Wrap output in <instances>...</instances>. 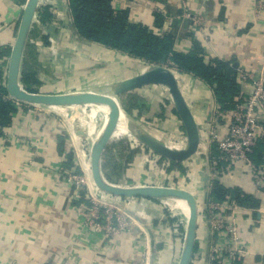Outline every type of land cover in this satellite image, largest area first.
Wrapping results in <instances>:
<instances>
[{
    "label": "crops",
    "instance_id": "crops-1",
    "mask_svg": "<svg viewBox=\"0 0 264 264\" xmlns=\"http://www.w3.org/2000/svg\"><path fill=\"white\" fill-rule=\"evenodd\" d=\"M27 1L0 0V88L5 87ZM113 3L117 11L129 10L132 24L145 25L161 37L173 35L176 52L188 55L200 44L206 64L229 62L237 70L241 91L234 97L233 107L223 109L214 86L175 65L179 87L200 131L199 150L185 162L162 158L136 140L135 131L141 129L173 149L187 147L185 127L166 87L147 86L117 97L119 116L103 154V168L110 172L121 166L130 169L125 181L111 182L190 190L199 202L191 264H211L216 245L227 243L228 234L218 232L208 210L203 209L212 198L215 183L259 199L256 209L239 206L231 196L214 202L220 204L216 214L238 228L244 254L234 264H264V192L253 180L255 165L239 162L229 172L214 173L217 145L211 136L213 131L219 139L228 135L237 100L251 94L252 79L264 81V0ZM156 14L164 19L160 26ZM145 68L143 60L81 38L69 0H40L23 51L19 82L34 93L103 94ZM240 75L248 76L247 81L240 82ZM129 102L133 104L129 106ZM32 107L21 108L11 127L0 128V264H179L188 227L180 201L170 200L184 214L175 218L170 202L163 206L161 199L111 196L108 199L129 213L134 225L112 242L103 240L79 216L81 203L89 198L88 190H77L59 175L68 152L76 155L75 165L76 160L81 164L75 137L74 147L65 123L46 113L57 112ZM64 136L68 139L63 147ZM259 145L264 147V138Z\"/></svg>",
    "mask_w": 264,
    "mask_h": 264
},
{
    "label": "water",
    "instance_id": "water-1",
    "mask_svg": "<svg viewBox=\"0 0 264 264\" xmlns=\"http://www.w3.org/2000/svg\"><path fill=\"white\" fill-rule=\"evenodd\" d=\"M39 2L40 0H28L22 10L8 67L6 88L9 96L29 106L75 107L93 104L103 106L107 111L106 123L91 150V171L97 187L106 194L126 199L147 198L158 200L163 198H182L187 200L190 203L191 211L188 218L185 245L179 264H191L196 248L199 216L195 196L182 188L153 185L123 187L109 183L102 172L103 154L119 116V105L116 102V98L147 86L158 85L168 89L176 111L185 127L188 144L185 149H173L157 141L141 129L135 131L138 141L154 154L173 162H185L198 152L200 146L199 127L179 87L175 72L161 65L148 67L143 72L116 84L111 88L109 95L89 91L73 94H42L27 91L20 85L19 71L28 32L37 15Z\"/></svg>",
    "mask_w": 264,
    "mask_h": 264
},
{
    "label": "trees",
    "instance_id": "trees-1",
    "mask_svg": "<svg viewBox=\"0 0 264 264\" xmlns=\"http://www.w3.org/2000/svg\"><path fill=\"white\" fill-rule=\"evenodd\" d=\"M69 2L81 38L127 53L155 66L173 63L179 70L192 73L214 86L217 99L223 109L233 107L234 97L241 91V86L237 82V70L229 62L215 60L206 64L204 49L200 44H196L195 51L188 55L176 52L173 35L161 37L145 25L132 24L129 21V10L117 11L114 0H69ZM163 20V17L156 14L157 25L160 26ZM4 83L5 87L0 88L1 130L11 127L14 115L21 109L16 102L8 98L7 80ZM66 143L67 137H61L60 146L64 147ZM263 154L264 147L259 145L253 155L255 166L264 162ZM64 168L66 170L76 168L77 173L81 174L71 151L68 152ZM211 195L212 199L218 202H223L227 196H231L241 207L256 209L260 206L259 199L242 194L240 190L229 191L220 183L214 184Z\"/></svg>",
    "mask_w": 264,
    "mask_h": 264
},
{
    "label": "built area",
    "instance_id": "built-area-1",
    "mask_svg": "<svg viewBox=\"0 0 264 264\" xmlns=\"http://www.w3.org/2000/svg\"><path fill=\"white\" fill-rule=\"evenodd\" d=\"M147 66L155 65L147 63ZM161 66L171 69L177 75L178 69L173 63ZM247 77L242 75L240 82H246ZM252 80L251 94L240 96L235 104L228 135L224 139H219L215 131L211 133L212 141L217 145V155L213 157L212 169L214 173L229 172L239 162L255 165L253 155L260 140L264 138V81ZM8 98L12 99L10 96ZM59 175L73 184L77 190L85 189L84 180L81 174L77 173L76 168L66 170L63 167L59 170ZM253 180L256 186L264 192V165L254 166ZM162 187L177 188L174 186ZM88 192L89 198H86V202L81 203L78 212L83 224L91 232L101 234L103 240L112 242L134 225L132 216L120 209L112 199H108L111 198L110 195L98 191L94 193L90 188ZM197 204L199 210V202ZM205 205L203 209L208 210L214 228L218 232L224 231L228 234L225 245H216L214 254L210 258L211 264H234L239 255L244 254L243 247L239 245L238 228L233 222L216 214L215 211L220 208V204L214 202L212 198ZM232 206L233 208L238 207L237 204Z\"/></svg>",
    "mask_w": 264,
    "mask_h": 264
},
{
    "label": "rangeland",
    "instance_id": "rangeland-1",
    "mask_svg": "<svg viewBox=\"0 0 264 264\" xmlns=\"http://www.w3.org/2000/svg\"><path fill=\"white\" fill-rule=\"evenodd\" d=\"M145 69H147V68H145ZM104 93L106 95H109V93H111V90L110 91L109 90H105ZM11 100L14 101L15 99H11ZM15 101L18 103V105L20 106V108H25V107L33 108L32 106L26 105V104H24V103H22L20 101H17V100H15ZM132 104H133L132 102H129V106L132 105ZM42 107L43 106H39L38 108L43 109ZM81 107H83V108H76V109L74 108L73 109L71 107L69 109V112L67 114H64L63 113L65 116L62 113H60V114L57 113L59 115L58 116V115H56L54 113H48L46 111L45 112L47 114L57 116L58 118H60L65 123V126L67 127V130H69L68 132L70 134L71 144H73V146H74V135L76 134L77 136H80L81 137L79 144L81 145V149H82L83 154L86 157L89 158L90 164H91V150H92L93 146L95 145V143H96V141L98 139V137H97L98 130H99L100 126L103 123L104 113H103V111L97 110L95 116H91L92 115V113H91L92 112L91 106L86 105V107L85 106H81ZM46 110L49 111V112H54L52 110H49L48 108H46ZM121 117L123 118L122 115H121ZM79 118H80V120H79ZM73 132H74V134H73ZM136 140L138 141L137 138H136ZM140 145H142V143H140ZM75 156L76 155L74 154V157ZM76 161H77L76 163H77L78 168H80L81 176H82V178L84 180L85 188L87 190L90 188L93 192H95V191L103 192L95 184H93L92 182H89V181L86 180V175H85L84 171L82 170V167H81V165L79 163V160H76ZM103 167L104 166H103V162H102V172H103V175H104L105 179L109 183H112L111 182V179L112 180L114 179V180H117V181H125L126 178H127L126 172H128V170L130 169V167L129 168L126 167V169H124L121 166L119 168L118 167L117 168L115 167L112 170V172H110V170H107L106 171ZM87 177H88V175H87ZM119 185L120 186H123V187H132V186H128L125 183H122V184H119ZM184 190L190 191L189 189H184ZM108 195H110V194H108ZM110 196H113V195H110ZM161 200H163V202H161V204L163 206H165L167 204L166 202H170V203L173 204V207L174 208L171 209V211H172L173 215L175 216V218H179L181 216V214L184 213L186 215V219H188L187 213H185V212L182 213L180 211V209L179 210L178 209H175V208H179V207L176 206V203L175 202L170 201V199H161Z\"/></svg>",
    "mask_w": 264,
    "mask_h": 264
},
{
    "label": "bare ground",
    "instance_id": "bare-ground-1",
    "mask_svg": "<svg viewBox=\"0 0 264 264\" xmlns=\"http://www.w3.org/2000/svg\"><path fill=\"white\" fill-rule=\"evenodd\" d=\"M81 106H85L86 107V105H78V106H75V107H72L73 109L74 108H83V107H81ZM89 106H91V109H92V115L91 116H95V114H96V111L97 110H100V111H103V113H104V117H103V123H102V125L100 126V128H99V130H98V135L101 133V131H102V129H103V127H104V125H105V123H106V119H107V111H106V109L103 107V106H101V105H99V104H93V105H89ZM44 107H47V108H50V109H52L54 112H57V113H64V114H67L68 112H69V109L71 108V107H57V106H44ZM90 113V114H91ZM63 114V115H64ZM69 115V114H68ZM103 115V114H102ZM65 116V115H64ZM79 120H80V118H79ZM75 132V131H74ZM74 132H73V134H74ZM98 135H97V137H98ZM74 137H75V141H76V145H77V149H78V154H79V157H80V161H81V164H82V166H83V168H84V170H85V172H86V174L88 175V180H89V182H92L93 184H95L96 185V183H95V181L93 180V175H92V171H91V164H90V160H89V158L88 157H86L84 154H83V152H82V149H81V145L79 144V142H80V136H77L76 134L74 135ZM88 140V139H87ZM84 149V148H83ZM97 186V185H96ZM184 190V189H183ZM187 191V190H186ZM190 192V191H189ZM163 199H170V200H174V201H180L179 203H180V205H181V210H182V212H185V213H187V215H188V218H189V214H190V211H191V207H190V203L187 201V200H185V199H182V198H163Z\"/></svg>",
    "mask_w": 264,
    "mask_h": 264
}]
</instances>
